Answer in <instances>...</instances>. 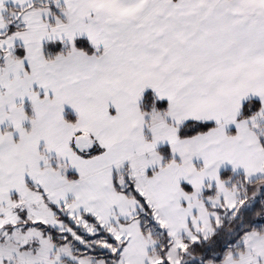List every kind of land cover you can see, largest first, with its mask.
Listing matches in <instances>:
<instances>
[{
  "label": "snow or ice",
  "instance_id": "1",
  "mask_svg": "<svg viewBox=\"0 0 264 264\" xmlns=\"http://www.w3.org/2000/svg\"><path fill=\"white\" fill-rule=\"evenodd\" d=\"M0 264H264V0H0Z\"/></svg>",
  "mask_w": 264,
  "mask_h": 264
}]
</instances>
